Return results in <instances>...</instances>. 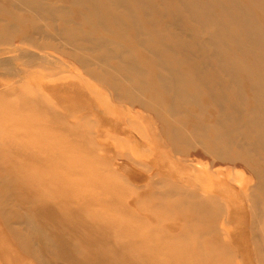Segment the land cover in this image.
Segmentation results:
<instances>
[{"label":"bare ground","instance_id":"bare-ground-1","mask_svg":"<svg viewBox=\"0 0 264 264\" xmlns=\"http://www.w3.org/2000/svg\"><path fill=\"white\" fill-rule=\"evenodd\" d=\"M0 56L72 78L50 107L19 97L28 129L11 150L28 167H0V215L36 264H264V0H0ZM67 100L92 107L86 129ZM153 138L169 158L148 157L154 177L126 180L128 162L106 177L98 155ZM193 165L207 184L170 169Z\"/></svg>","mask_w":264,"mask_h":264},{"label":"rangeland","instance_id":"rangeland-1","mask_svg":"<svg viewBox=\"0 0 264 264\" xmlns=\"http://www.w3.org/2000/svg\"><path fill=\"white\" fill-rule=\"evenodd\" d=\"M22 49L24 51H27V49H25V48H22ZM3 58L4 57H1L0 59L3 60ZM6 58L7 57H5V59ZM2 60H0V61H2ZM15 61H14V58L9 59V61H7L5 63V64H7L6 66H3L2 63L0 62V167H4L5 170H6V168H10V167H24L23 169H25V167H28L27 163H29V159L28 158L26 159V156H23L25 153H23V155H20V154H18V153H20L19 150L18 151L11 150V148H14L17 146L16 145L17 143H20V142H17V139L19 137L18 135L20 133H24L25 129L26 130L28 129V127H27L28 125L25 121V119H27V120L29 119V117H28L29 115L27 114L28 111L26 110L25 104L21 101V99L19 97L35 98L39 94V95H42L46 98V100L44 102H40V103H42L46 107H50V105L52 106L51 102L53 101V98H52L53 95H57L58 93L65 94L68 91L73 90V89H71V88H73V86H72L73 84H71L72 78H70V75H66L65 73L58 74V71H55L54 68L47 67V66L42 65V64L40 66L25 65L22 62H18L17 59ZM10 64L13 66H11ZM53 67H55V66H53ZM66 69H67V71H69V69H70V71L71 70L73 71V69L70 67H68ZM51 71H54L53 72L54 77H52V78L45 77V76H47L46 74L51 73ZM28 78H30L32 80H29ZM17 79L19 82H17ZM33 81H35L34 84H33ZM58 83H62V84H59V86H58ZM66 83H67V85H66ZM74 89H77L76 92H78V93L83 92V91H80L79 88H77V87H74ZM102 89L104 90L103 87H102ZM105 90H106V92L110 93L108 88H106ZM74 103H76V105L78 106L77 107L78 113L72 119H73V121H76V122L78 121L77 123L79 124V126L81 128L84 127L86 129L88 124H89V121L93 120V117H94V115L91 114L92 107L87 106L85 109H80L79 107H83L84 105H86L85 102H83L82 100H75V102H72L70 100L62 101V104L66 108L71 107V105H74ZM27 107H30V106H27ZM32 107L33 106H31L30 108L32 109ZM125 108L128 110V107H125ZM126 109H124V111H123L124 114L127 116V117L125 116L126 119H128L130 121H134L135 123H138V121L141 120V115H139L138 113H136L134 111L128 112ZM129 115H131V116H129ZM136 116L139 118H137ZM17 117H20V120H18ZM34 118L39 120L40 116L35 115ZM99 128H98L97 132H101L102 130L105 131L101 127H99ZM188 128L189 127L186 126V129H188ZM149 129H150V127L145 126L143 128V133L144 134H146V132L148 133ZM131 133L133 134V137L136 134L135 132H132V131H131ZM106 134H108L106 136L107 139H110V140L114 139L116 136H118L116 133H113V132H108ZM127 134H128V136H132V134L130 135L129 132H127ZM83 140H84V138H83ZM96 140L99 142V144L102 143L103 141H106V140L102 141V139H96ZM85 142H86V139H85ZM140 142H143L147 147L143 146L144 147L143 149L141 148L137 151L127 149L126 155L128 156V158L131 161L129 159H126V155L124 156V155H120L119 153L116 154L114 152L112 153L111 156H109V155L106 156L105 154L103 155L102 153H101V155H98L99 157L104 159L103 162L105 164H107L110 157L113 158V159H111L113 161L111 162L110 167L105 166V165H101L102 167L105 168L106 177H110L112 179V176L114 177V175H115L117 177V175H120L123 172V168L120 169L121 165L123 166L124 164H127L126 162H128V164L130 166L129 170H130L132 176H134V178H129L128 176H126L125 177L126 180H129L131 182H133V180H135V181L143 180V182H144V181H147L148 179H150L152 176L154 177V174L156 173V170H158V167H156V166L154 167L153 164H150L149 162H147L148 157L158 158L161 161L169 160V158L166 154L164 155V153H161L162 149H161V144H160L159 140L153 138V142H151L152 144L150 143V141H148V143H146L147 141H145V139L143 141L140 140ZM112 143L113 142L110 141V143L108 142L107 144H108V146H109V144H111V146H113L114 144H112ZM17 149H19V148H17ZM109 150H111V149H109ZM23 151L25 152V150H23ZM135 163L137 166L132 165ZM173 166H175V165H173ZM106 167H109V168L107 169ZM193 167H196L193 169V171L190 170L189 168L179 167V166L170 167V169H172L173 172H175L176 174L179 173L180 175H183V176L185 175L186 177H188V176L193 177L196 180H198L199 182H202L204 180L205 181L204 183L207 184L206 180L207 179L210 180V175L212 173L209 172L207 169H204V168H203L204 170H202V168L198 169L197 168V167H199L198 165H196V166L193 165ZM125 169L127 170V168H125ZM167 169H168L167 167L164 168V170H167ZM179 171H181V172H179ZM182 171H183V173H182ZM163 173L166 174V172H163ZM19 175H20L19 179H22L23 172H22V174L19 173ZM138 177H141V179L139 180ZM0 181H1V179H0ZM222 181L223 180H219L217 183L221 182L223 185L221 184V186H219L220 184H217L216 186L219 187V189H220V187L223 186L221 189L224 188V190L227 189L228 192H230V191L233 192V190L231 189L232 187H228V186H226V184L224 185L225 182L223 183ZM208 182H210V181H208ZM24 186L25 185L20 184V182L16 186L12 185V193H14L16 195V199L11 198V204L10 205H11V207L14 208V212H19L18 209H20V211L24 210L27 206L25 204V202H27V199L25 198L26 189ZM9 211L12 212V209L11 210L9 209ZM19 214H20V212H19ZM34 215H33L34 217H32V220L36 221V222L38 220V222H40V218L36 214H34ZM17 217L18 216H16V218ZM5 219H6L5 217H1V215H0V264H36L34 259H32L31 257H28L26 254H24L23 251L21 250V248L14 243L13 238L11 236V233L9 231V228L3 222V221H5ZM8 225H9V223H8ZM15 228H17L18 230L20 229L21 231L24 232L23 226L17 225V226H15ZM43 230L44 231H48V230L55 231L51 227H49L47 229H43ZM28 235L30 237V234H28ZM51 236H52V234L49 235L50 239H51ZM52 249L54 251L58 252V248L55 245L52 246ZM50 264H55V263L51 262Z\"/></svg>","mask_w":264,"mask_h":264}]
</instances>
